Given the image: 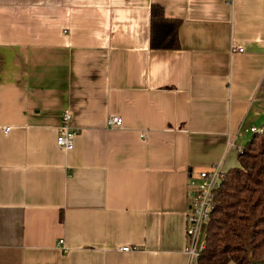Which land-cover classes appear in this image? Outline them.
Wrapping results in <instances>:
<instances>
[{"label": "crops", "instance_id": "0c3cea01", "mask_svg": "<svg viewBox=\"0 0 264 264\" xmlns=\"http://www.w3.org/2000/svg\"><path fill=\"white\" fill-rule=\"evenodd\" d=\"M263 128L264 0H0V264H198L190 182Z\"/></svg>", "mask_w": 264, "mask_h": 264}, {"label": "trees", "instance_id": "16d2710c", "mask_svg": "<svg viewBox=\"0 0 264 264\" xmlns=\"http://www.w3.org/2000/svg\"><path fill=\"white\" fill-rule=\"evenodd\" d=\"M180 26L153 5L152 49L178 50ZM238 163L215 193L198 264H264V128L240 150Z\"/></svg>", "mask_w": 264, "mask_h": 264}, {"label": "built area", "instance_id": "2783aa9c", "mask_svg": "<svg viewBox=\"0 0 264 264\" xmlns=\"http://www.w3.org/2000/svg\"><path fill=\"white\" fill-rule=\"evenodd\" d=\"M243 52V48L237 49ZM72 113L66 110L62 116V125L59 130L57 146L66 151L74 149V141L77 132L71 126ZM123 125L122 117L111 116L108 118L107 126L110 129L120 128ZM8 131V129H6ZM254 134H262L263 129H252ZM225 178L222 163L213 165L211 168L203 171L199 175L198 181L190 182V208L187 216V237L188 253L192 259L199 258L205 248L204 227L208 226L211 221V213L214 207L215 193L220 189ZM206 237V236H205ZM65 248L63 240L59 243ZM123 252H130V247L121 249Z\"/></svg>", "mask_w": 264, "mask_h": 264}, {"label": "rangeland", "instance_id": "374dc122", "mask_svg": "<svg viewBox=\"0 0 264 264\" xmlns=\"http://www.w3.org/2000/svg\"><path fill=\"white\" fill-rule=\"evenodd\" d=\"M206 232H207V226L204 227V235H203V237H202V240L205 239Z\"/></svg>", "mask_w": 264, "mask_h": 264}]
</instances>
